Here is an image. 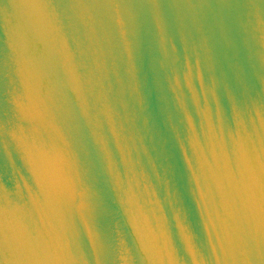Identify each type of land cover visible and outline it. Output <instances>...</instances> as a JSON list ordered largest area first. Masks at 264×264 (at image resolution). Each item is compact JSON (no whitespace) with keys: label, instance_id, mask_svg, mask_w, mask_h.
Returning a JSON list of instances; mask_svg holds the SVG:
<instances>
[{"label":"water","instance_id":"95a60500","mask_svg":"<svg viewBox=\"0 0 264 264\" xmlns=\"http://www.w3.org/2000/svg\"><path fill=\"white\" fill-rule=\"evenodd\" d=\"M0 264H264V0H0Z\"/></svg>","mask_w":264,"mask_h":264}]
</instances>
